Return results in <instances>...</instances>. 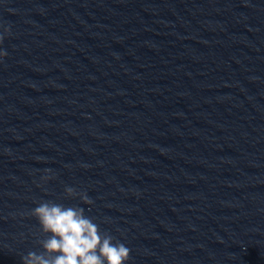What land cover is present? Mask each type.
<instances>
[{
  "label": "clouds",
  "instance_id": "clouds-1",
  "mask_svg": "<svg viewBox=\"0 0 264 264\" xmlns=\"http://www.w3.org/2000/svg\"><path fill=\"white\" fill-rule=\"evenodd\" d=\"M6 35H10L7 28L0 33V44ZM6 56L7 52L0 49V60ZM65 193L92 203L85 193H78L73 187H66ZM31 215L38 220L45 237L38 241L43 252H28L22 257L23 264H127L130 259V249L110 233L102 232L81 207L42 201Z\"/></svg>",
  "mask_w": 264,
  "mask_h": 264
}]
</instances>
